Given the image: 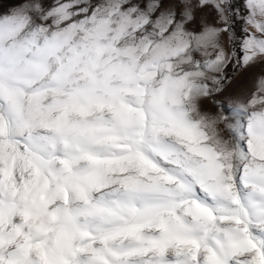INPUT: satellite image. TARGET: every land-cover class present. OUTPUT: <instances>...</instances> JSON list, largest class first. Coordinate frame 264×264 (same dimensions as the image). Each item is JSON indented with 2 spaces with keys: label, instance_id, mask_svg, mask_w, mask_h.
<instances>
[{
  "label": "snow or ice",
  "instance_id": "obj_1",
  "mask_svg": "<svg viewBox=\"0 0 264 264\" xmlns=\"http://www.w3.org/2000/svg\"><path fill=\"white\" fill-rule=\"evenodd\" d=\"M0 264H264V0L0 14Z\"/></svg>",
  "mask_w": 264,
  "mask_h": 264
},
{
  "label": "rangeland",
  "instance_id": "obj_2",
  "mask_svg": "<svg viewBox=\"0 0 264 264\" xmlns=\"http://www.w3.org/2000/svg\"><path fill=\"white\" fill-rule=\"evenodd\" d=\"M24 0H0V14L7 11L9 8L23 3ZM242 27V25H241ZM260 67H253L249 69L237 68L235 72L229 67L227 72L230 77L231 90L239 91L242 88H251L253 84V78L261 71ZM206 110L211 111V102L206 105ZM227 136L228 134L225 133Z\"/></svg>",
  "mask_w": 264,
  "mask_h": 264
}]
</instances>
